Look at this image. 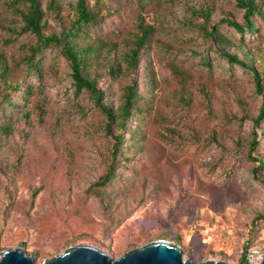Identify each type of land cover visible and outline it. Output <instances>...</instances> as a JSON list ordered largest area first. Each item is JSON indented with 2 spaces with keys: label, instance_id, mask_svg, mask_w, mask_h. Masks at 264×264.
<instances>
[{
  "label": "rangeland",
  "instance_id": "obj_1",
  "mask_svg": "<svg viewBox=\"0 0 264 264\" xmlns=\"http://www.w3.org/2000/svg\"><path fill=\"white\" fill-rule=\"evenodd\" d=\"M70 1L60 0L56 12L43 0L47 32L70 24ZM98 8L90 28L97 44L126 51L140 21L154 27L132 74L137 111L124 131L113 128L123 139L116 176L101 190L94 184L114 143L104 116L89 91H75L61 48L44 50L38 68H29L35 37L0 0V258L21 248L43 264L85 244L118 259L159 240L196 262L240 264L247 250L264 252V184L252 159L264 158V120L255 124L264 71L253 65L259 93L255 75L207 35L223 36L240 61V46L264 55V4L255 32L244 26L238 0H101ZM199 9L211 11L207 23L192 15ZM117 65L126 68L122 59ZM93 78L102 103L116 110L130 76L98 66Z\"/></svg>",
  "mask_w": 264,
  "mask_h": 264
},
{
  "label": "trees",
  "instance_id": "obj_2",
  "mask_svg": "<svg viewBox=\"0 0 264 264\" xmlns=\"http://www.w3.org/2000/svg\"><path fill=\"white\" fill-rule=\"evenodd\" d=\"M10 4L16 7L18 14L21 16L24 23L23 31L29 32L35 37L34 44L31 45V55L27 58L29 68L35 70L40 64L38 56L51 47L61 48L63 56L69 63L71 69L72 85L76 92L82 90L89 91L99 111L105 118V131L113 136L114 143L112 146L111 162L108 165L106 172L94 184L98 190L104 189L115 178L116 172V157L121 149L123 142L121 134L114 135L113 128L117 127L120 131L126 129V122L131 118L133 113L137 111L138 93L137 83L132 78L133 72L136 70L143 48L148 44L150 37L154 32V27L145 25L143 21L138 24V33L132 42V45L126 51H119L117 45H106L105 42L95 41L91 34L90 28L97 25L100 10L98 4L101 0H96L94 7H91L87 0H73L67 5L69 8L70 24L64 26L60 33L47 32V17L43 0H9ZM264 4V0H238V5L244 10V26L251 32L258 30L254 15H260V6ZM47 8L49 10L62 11L60 0H48ZM200 15L207 23L211 18V11L208 9H199V12H193L192 15ZM227 24L242 32V26L237 22L225 19ZM207 35L213 38L219 47V52L230 62H236L249 70L255 75L256 91L262 93L263 86L258 78V73L254 69V64H259V67L264 71V55L263 51L254 48L251 51H246L242 46L239 47L240 53L243 55V60L240 61L237 57L238 53L229 54L226 48L229 42L221 35L217 34L212 37L211 32ZM118 53V54H117ZM122 59L126 64V68L117 65V60ZM98 66L106 68V74L117 76L120 73H125L130 76L129 84L124 88L121 105L113 110L111 107L102 103L104 93L97 88V81L93 78V72ZM264 120V103L261 111L255 120L258 125ZM6 132V130H4ZM257 143H255L256 146ZM254 145L250 151L255 152ZM259 166L254 170V176L264 184V177H260L259 170L264 166V158L256 156L252 157ZM247 245L245 250H247ZM246 254V253H245ZM245 254L243 255L240 264H248Z\"/></svg>",
  "mask_w": 264,
  "mask_h": 264
},
{
  "label": "water",
  "instance_id": "obj_3",
  "mask_svg": "<svg viewBox=\"0 0 264 264\" xmlns=\"http://www.w3.org/2000/svg\"><path fill=\"white\" fill-rule=\"evenodd\" d=\"M179 245L159 240L146 246L130 250L120 258H113L91 245H77L43 264H229L227 262H196L184 260ZM0 264H36L35 258L24 249H9L1 253ZM260 264H264V259Z\"/></svg>",
  "mask_w": 264,
  "mask_h": 264
},
{
  "label": "built area",
  "instance_id": "obj_4",
  "mask_svg": "<svg viewBox=\"0 0 264 264\" xmlns=\"http://www.w3.org/2000/svg\"><path fill=\"white\" fill-rule=\"evenodd\" d=\"M245 257L248 264H260L264 259V252L260 248H251L247 250Z\"/></svg>",
  "mask_w": 264,
  "mask_h": 264
}]
</instances>
